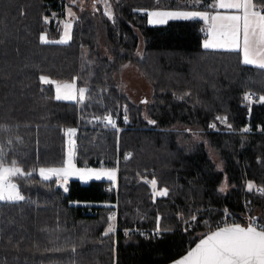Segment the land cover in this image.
<instances>
[{
  "label": "trees",
  "instance_id": "16d2710c",
  "mask_svg": "<svg viewBox=\"0 0 264 264\" xmlns=\"http://www.w3.org/2000/svg\"><path fill=\"white\" fill-rule=\"evenodd\" d=\"M89 1L74 7L69 42L41 43L60 33L67 0H0V164L22 168L25 197L0 201V264H165L221 220L264 224V69L237 50L204 48L199 19H146L148 8L212 0H109L111 18ZM127 61L152 84L146 103L116 85ZM41 75L75 79L84 100H57ZM253 90L247 128L240 102ZM67 126L75 164L116 168V185L71 178L64 191L38 175L63 164Z\"/></svg>",
  "mask_w": 264,
  "mask_h": 264
},
{
  "label": "snow or ice",
  "instance_id": "6c2138e0",
  "mask_svg": "<svg viewBox=\"0 0 264 264\" xmlns=\"http://www.w3.org/2000/svg\"><path fill=\"white\" fill-rule=\"evenodd\" d=\"M261 3H264V0H260ZM214 7H219L221 9H235L242 10L243 15H229V16H212V20H224L229 21L230 23L221 25V28L225 31L223 35L231 36V43H236L239 39L241 24L243 21V37H244V64L252 65L256 64L254 58H250V52H253L252 43L250 40V34L254 37L257 32H259L261 41L264 42V15L260 11H252L254 7L253 0H220L217 5ZM106 9L109 8L107 3L105 4ZM69 15H72L69 10ZM105 15H108L111 18L110 10H106ZM150 17L155 19L150 22L163 23L164 17L169 18H194L199 16L202 19H206L208 13L192 11V12H150L148 13ZM47 23V18H45ZM71 28V25L68 24L65 26V37L70 38L68 29ZM41 43H49L45 34H41L40 37ZM55 43H67V39L62 38ZM211 46H225L221 45H211L205 43L204 47L208 48ZM261 69H264V59L262 62L257 65ZM42 84L52 83L50 79L41 75L39 77ZM71 86L70 85H59L56 86V99L57 100H75L76 93L67 91ZM62 89L63 94L62 93ZM86 89H79V100L83 101L85 96ZM246 100H250L251 97L246 95ZM261 101H264V96L260 97ZM104 119L109 123L113 124L114 122L110 117L106 116ZM154 123L153 121H149ZM247 131V129H245ZM75 133V129H67L65 135L71 137ZM74 142L69 139V145H72ZM71 151H69L68 166L64 169H44L41 168L40 175L44 179H48L46 173H63L67 176L69 170L72 167L71 164ZM13 167H0V201H23L25 197L21 195L20 191L17 188V185L11 182V177L23 174V170L15 166L13 162ZM110 180H115V171L108 170L103 173ZM28 175H31L30 173ZM97 179L100 178V174H96ZM151 184L155 188L156 181L152 180ZM254 187L252 183H249L248 188L251 190ZM224 189L221 188L220 191ZM264 191V190H261ZM155 195L164 196L167 195V189H162L154 193ZM113 217L110 216L111 220ZM109 231H112V228L109 227ZM177 264H264V227L253 226L249 224L247 227H241L238 224H233L230 227L220 228L215 232H212L210 235H207L204 239H201L200 243L196 245L195 249L190 251L187 256L182 260L178 261Z\"/></svg>",
  "mask_w": 264,
  "mask_h": 264
},
{
  "label": "rangeland",
  "instance_id": "374dc122",
  "mask_svg": "<svg viewBox=\"0 0 264 264\" xmlns=\"http://www.w3.org/2000/svg\"><path fill=\"white\" fill-rule=\"evenodd\" d=\"M73 0H67V8H66V14L64 16V18H62L60 25V33L56 36V37H48V35L46 34V32H43L42 34H45L48 41H59L62 38L67 39V42H69L71 40L72 37V30H73V17H71V15H69V10L71 11V13L73 12L71 10V2ZM87 1V2H86ZM85 3L81 6H87L90 3L88 2L89 0H86ZM254 1V0H253ZM220 2V0H212L209 1V5H210V9H202V8H194V7H171V8H166V7H156V8H148L146 10V19H147V23L149 25H158V24H164L166 22H168L169 20H173V19H185V18H169V17H164V22L163 23H155V22H150L152 20H154V17H150L148 15V13L150 12H192V11H199V12H206L208 13V11L211 10H222L219 7H214L213 5H217ZM224 2H228V0H224ZM100 3L102 5V7L105 10H110L111 12V16H113V9L111 7L110 1L109 0H100ZM107 3V5L109 6L108 9H106L105 4ZM254 4V3H253ZM77 5V4H75ZM73 7H75L73 5ZM194 18H199V16L194 17ZM189 19H193V18H189ZM70 24L71 28L68 29L70 38L65 37L64 33H65V26ZM142 40H140V46ZM99 43V47L101 48V51H104L105 48L101 46V42ZM258 64H255L253 66H257ZM48 77V76H47ZM114 80L116 82V85L118 86V88L127 95V97L134 103H140V102H144L146 103L147 101L151 100L152 94H153V87L152 84L150 83V81H148V79L145 77V75L138 69L137 65L131 61H127L125 63H123L119 69L118 72L113 74ZM50 79V81H52L53 84V88H54V95L56 97V86L57 84L63 86V85H70L71 87L67 90V91H71L76 93V99L75 100H64V101H77L79 100V89L83 88L86 89L85 86L79 85L77 83V81L75 79L72 80H57V79H53L51 77H48ZM63 89H62V93L63 94ZM254 91V90H253ZM256 93H258L256 91ZM260 96V94H259ZM258 96V97H259ZM262 96V95H261ZM63 100V99H62ZM72 128L75 129L76 132V128L74 126H67L64 129V132L66 133L67 129ZM69 139H71L74 143L72 145H69ZM65 157H64V162L62 165L60 166H52V167H38L37 168V173L39 176L40 175V169L44 168V169H64L68 166L67 162L69 159V151H71L72 155H71V164L72 167L69 170L67 176H65L63 173H51L48 174V178L56 176L58 178V181L60 184H58L63 190H65V187L67 186L68 180L71 178H77L79 179L82 183H88L90 180L92 179H97L96 174H100V178L99 179H106V180H110L106 175H104L103 173L108 171V170H114L116 175H115V180H110L114 185H116L117 182V169L116 168H110V167H79L75 164V160H74V155H75V133L69 137L67 135H65ZM128 153V152H127ZM126 153V154H127ZM128 157V156H126ZM212 157L213 159H217V155L213 152L212 153ZM13 163H6L3 162L0 164V167H13ZM16 167L21 168L18 165H15ZM22 169V168H21ZM42 177V176H41ZM43 178V177H42ZM11 182L17 185L18 188V184L16 182L15 177H11ZM227 183L226 181H223L220 185V189L223 188L224 190L227 189ZM258 191H260L259 187L257 188ZM19 190V188H18ZM20 191V190H19ZM21 193V192H20ZM22 195V194H21ZM247 203V201H246ZM195 217H192L191 219H193ZM264 219V218H263Z\"/></svg>",
  "mask_w": 264,
  "mask_h": 264
},
{
  "label": "crops",
  "instance_id": "0c3cea01",
  "mask_svg": "<svg viewBox=\"0 0 264 264\" xmlns=\"http://www.w3.org/2000/svg\"><path fill=\"white\" fill-rule=\"evenodd\" d=\"M86 0H73L71 2V10L72 15L71 17L74 16V6H80L85 3ZM87 2V1H86ZM89 3L91 1H88ZM95 3H100V0H95ZM254 7L251 9L252 11H260L262 15H264V12L261 10V6L259 7L256 1H253ZM77 4V5H75ZM229 15H243L242 10H235V9H222V10H211L208 11V16L206 19L202 18H196L199 19L202 23L203 26L206 29V35L203 38L202 41V46L204 47V44L207 42L211 45H221L224 44L225 46H211L206 49H212V50H237L240 53L241 60L243 62L244 60V37H243V21L240 22L241 24V31L239 35V39L236 43H231V36L230 35H223L222 33L225 31L224 29L221 28V25L228 24L230 23L229 21H224V20H212V16H229ZM194 19V18H193ZM250 40L253 41L252 43V49L253 52H250V58H254L256 60V64L262 62V59H264V42L261 41V37L259 32L253 37L250 34ZM205 48V47H204ZM255 65V64H252ZM51 174V173H48ZM71 179V177H70ZM58 184L59 181H58ZM67 190V186L65 187V190Z\"/></svg>",
  "mask_w": 264,
  "mask_h": 264
},
{
  "label": "built area",
  "instance_id": "2783aa9c",
  "mask_svg": "<svg viewBox=\"0 0 264 264\" xmlns=\"http://www.w3.org/2000/svg\"><path fill=\"white\" fill-rule=\"evenodd\" d=\"M248 95L251 97L250 100H246L245 97L244 99L240 102V105L241 106H244V107H247L248 109V114L245 116V126L248 128L250 127V110H251V107H252V104L254 102V100L256 99V97L258 96L257 93L255 91H248L245 96ZM130 155V152H128L126 154V156H129ZM260 190V189H259ZM250 201L247 200V203H249ZM195 219V218H193ZM252 224L258 226V227H264V224L259 221L258 219L254 218L253 220L250 221ZM228 223H232V222H228L227 221V218L224 219V220H221L217 223L218 226H223V225H226ZM152 233L156 234L158 232V230H151Z\"/></svg>",
  "mask_w": 264,
  "mask_h": 264
},
{
  "label": "water",
  "instance_id": "95a60500",
  "mask_svg": "<svg viewBox=\"0 0 264 264\" xmlns=\"http://www.w3.org/2000/svg\"><path fill=\"white\" fill-rule=\"evenodd\" d=\"M233 224H238V225H240L241 227H247V226H249V224H252V223H246V224H244V223H230V224H227V225H223V226H220V227H216V228H214V229H212V230H210V231H208V232H206V233H204L189 249H187L183 254H181L180 256H178V257H176V258H174V259H172V260H170L169 262H167V263H165V264H177V262L178 261H180V260H182L185 256H187L188 255V253L190 252V251H192L193 249H195V247H196V245L197 244H199L200 243V241H201V239H204L207 235H210L212 232H215V231H217L218 229H220V228H224V227H230V226H232ZM253 226H255L254 224H253Z\"/></svg>",
  "mask_w": 264,
  "mask_h": 264
}]
</instances>
